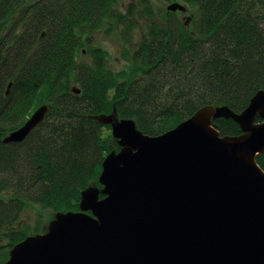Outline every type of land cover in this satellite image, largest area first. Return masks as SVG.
I'll use <instances>...</instances> for the list:
<instances>
[{
	"label": "trees",
	"instance_id": "obj_1",
	"mask_svg": "<svg viewBox=\"0 0 264 264\" xmlns=\"http://www.w3.org/2000/svg\"><path fill=\"white\" fill-rule=\"evenodd\" d=\"M180 1L195 12L192 30L151 22L123 76L98 48L82 60V47L105 24L132 44L140 14L153 20L151 0H0V264L46 229L16 226L26 208L77 212L81 192L101 188L104 157L119 147L94 117L114 111L156 137L206 106L239 114L264 90V0ZM41 105L43 123L23 142L1 141ZM212 124L240 135L231 120ZM256 164L264 172V153Z\"/></svg>",
	"mask_w": 264,
	"mask_h": 264
},
{
	"label": "water",
	"instance_id": "obj_2",
	"mask_svg": "<svg viewBox=\"0 0 264 264\" xmlns=\"http://www.w3.org/2000/svg\"><path fill=\"white\" fill-rule=\"evenodd\" d=\"M47 111L3 142L23 140ZM218 119L240 135L220 136ZM94 120L110 125L119 147L104 157L101 188L84 189L77 212L54 213L4 264H264V90L239 114L206 106L156 137L112 114Z\"/></svg>",
	"mask_w": 264,
	"mask_h": 264
},
{
	"label": "rangeland",
	"instance_id": "obj_3",
	"mask_svg": "<svg viewBox=\"0 0 264 264\" xmlns=\"http://www.w3.org/2000/svg\"><path fill=\"white\" fill-rule=\"evenodd\" d=\"M117 2L118 5H121V7H125V5L128 3L136 4L137 0H117ZM174 4L182 7L184 9L183 13L179 10H176L178 12H171L167 10L169 6ZM151 5L153 10V20H151L150 18L142 17L140 14L139 17L141 18L137 20V27L135 30H133L134 36L132 38V44L124 41V39L122 38L121 29L123 27H117L115 24H105L103 25L101 30H97L95 34L91 35L90 43L93 48L82 47V60H91L93 49L98 48L105 53V65L108 70L113 71L116 74L127 76V74H125L124 72H127L128 69L130 70L132 67L130 55L131 49L136 45L135 42L139 44L143 34L144 36H146L151 22H153L154 24H159L161 26H165L167 24L171 28H173L175 24H177L178 26L184 25L185 28L192 30L195 12L191 8H189V6H185V4L180 0H151ZM186 21L187 23H185ZM111 26H115L116 30L109 31ZM111 114L114 115V117L116 116L114 111L109 113V115ZM104 115L108 116V114ZM107 126H109V130L107 128V133L111 136V127L110 125ZM50 215H52L51 211L43 210L38 206L26 208L25 211L21 213L20 220L18 221L16 226H19L21 228L20 230H33L37 225L41 228H44V226L48 223V218ZM6 261H4L3 264Z\"/></svg>",
	"mask_w": 264,
	"mask_h": 264
},
{
	"label": "bare ground",
	"instance_id": "obj_4",
	"mask_svg": "<svg viewBox=\"0 0 264 264\" xmlns=\"http://www.w3.org/2000/svg\"><path fill=\"white\" fill-rule=\"evenodd\" d=\"M10 87H11V86H10V84H9L8 87H7V91L5 92V95H8V92H9ZM28 119H29V118H28ZM28 119H27V120H28ZM27 120H26V121H27ZM25 123H26V122H25ZM42 123H43V122H42ZM42 123H41V124H42ZM41 124H39V125H41ZM39 125H37L36 127H38ZM36 127H35V128H36ZM35 128H33V129H35ZM33 129H32V130H33ZM32 130H31V131H32ZM31 131H30V132H31ZM30 132H29V133H30ZM9 133H10V132H9ZM9 133H7V135H8ZM29 133H28V134H29ZM28 134H27V135H28ZM7 135H5V136L2 138V140H1L2 142H3V139H4ZM26 137H27V136H26ZM26 137H25V138H26ZM25 138H24V139H25ZM24 139H23V140H24ZM23 140H20L19 142H15V143H21V142H23ZM3 143H4V142H3Z\"/></svg>",
	"mask_w": 264,
	"mask_h": 264
},
{
	"label": "flooded vegetation",
	"instance_id": "obj_5",
	"mask_svg": "<svg viewBox=\"0 0 264 264\" xmlns=\"http://www.w3.org/2000/svg\"><path fill=\"white\" fill-rule=\"evenodd\" d=\"M176 12H178V11H176ZM179 13H181V12H179ZM185 20H186V19H185ZM185 23H187V21H186Z\"/></svg>",
	"mask_w": 264,
	"mask_h": 264
}]
</instances>
